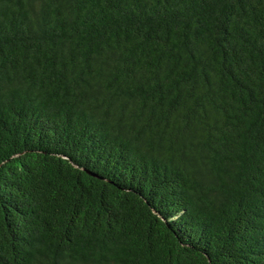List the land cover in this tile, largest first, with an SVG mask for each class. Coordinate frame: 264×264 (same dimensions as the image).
<instances>
[{
    "label": "trees",
    "instance_id": "1",
    "mask_svg": "<svg viewBox=\"0 0 264 264\" xmlns=\"http://www.w3.org/2000/svg\"><path fill=\"white\" fill-rule=\"evenodd\" d=\"M0 264H264V0H0Z\"/></svg>",
    "mask_w": 264,
    "mask_h": 264
}]
</instances>
